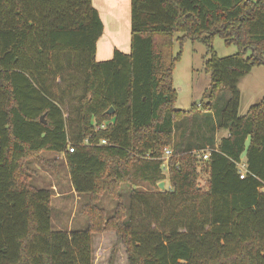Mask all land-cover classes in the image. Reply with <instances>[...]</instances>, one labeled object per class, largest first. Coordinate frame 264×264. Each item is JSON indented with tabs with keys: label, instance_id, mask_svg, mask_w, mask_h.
Returning a JSON list of instances; mask_svg holds the SVG:
<instances>
[{
	"label": "trees",
	"instance_id": "16d2710c",
	"mask_svg": "<svg viewBox=\"0 0 264 264\" xmlns=\"http://www.w3.org/2000/svg\"><path fill=\"white\" fill-rule=\"evenodd\" d=\"M102 34L91 0H0V264H93L103 232L120 237L128 264H264V96L240 116L237 87L263 64L264 0H130V52L97 62ZM215 37L237 53L219 57ZM175 41L206 48L199 107L228 96L217 123L227 136L206 160L174 145L195 109L174 106ZM42 154L63 155L74 192L89 196L84 229H52L51 190L28 169L48 165ZM105 194L111 216L97 206Z\"/></svg>",
	"mask_w": 264,
	"mask_h": 264
},
{
	"label": "rangeland",
	"instance_id": "374dc122",
	"mask_svg": "<svg viewBox=\"0 0 264 264\" xmlns=\"http://www.w3.org/2000/svg\"><path fill=\"white\" fill-rule=\"evenodd\" d=\"M112 32L106 31L105 37L111 43H106V47L123 44L127 47L130 31L125 28L120 37L114 36ZM123 39V42H120ZM115 40L117 41L116 43ZM102 44V43H100ZM105 46V43L103 44ZM118 46V45H117ZM213 49L219 57H227L237 53V47L226 46L222 39L215 37ZM173 52L180 54V59L176 63L173 71V85L177 91L176 109L191 112L186 118L174 125V145L180 150H191L194 153H202L206 146H212L223 135L224 131L217 130L221 109L228 98L226 93L217 96L215 102L208 110H204L199 105L204 102L203 94L209 84V76L204 72L203 57L206 48L200 42L185 41L182 46L178 42L173 44ZM107 53V52H106ZM245 57L250 56L247 51ZM240 93V103L238 113L240 116L246 114L248 108L260 101L264 96V58L263 64L255 67L251 72L238 83ZM81 94L78 89L74 96ZM69 107L76 105L67 99ZM64 110L68 106H62ZM71 114V113H70ZM74 117V116H72ZM43 159L48 164L41 165L36 161L28 164L31 176V185L37 189L51 190V223L53 230L71 231L84 229L86 227V217L82 214V207L88 202L89 196L78 195L72 191L69 181L67 166L63 155L42 154ZM199 165V182L203 185L206 174ZM164 187L168 188V180H165ZM149 189V186H145ZM123 203H128V191L130 186H121ZM116 201L107 194L103 195L97 206L103 209L107 216H111L116 208ZM93 264H128L127 254L120 237L113 232H103L94 234L92 237Z\"/></svg>",
	"mask_w": 264,
	"mask_h": 264
},
{
	"label": "crops",
	"instance_id": "0c3cea01",
	"mask_svg": "<svg viewBox=\"0 0 264 264\" xmlns=\"http://www.w3.org/2000/svg\"><path fill=\"white\" fill-rule=\"evenodd\" d=\"M92 6L98 12L100 20L103 24V34L101 38L97 41L96 44V54L95 59L97 62L110 60L113 56L114 50H118L122 53L128 54L130 52V37L127 44V47L123 44L112 45L106 47V43H111L108 41L107 37H105L106 31L116 33L117 37H120V33L126 28H129L130 31V0H91ZM117 41L115 40L116 43ZM120 42H123V39H120ZM102 43V44H100ZM105 43V46L103 45ZM107 52V53H106ZM227 136V132L224 131L223 135L220 137ZM219 138V139H220ZM205 151L202 152V154ZM194 153V152H193ZM199 154V153H198ZM54 156H57L53 154ZM238 169L246 170V159L242 158L240 164L238 165ZM72 188V187H71ZM74 192V189L72 188Z\"/></svg>",
	"mask_w": 264,
	"mask_h": 264
},
{
	"label": "built area",
	"instance_id": "2783aa9c",
	"mask_svg": "<svg viewBox=\"0 0 264 264\" xmlns=\"http://www.w3.org/2000/svg\"><path fill=\"white\" fill-rule=\"evenodd\" d=\"M85 143H86V142H85ZM100 144H101V145H105L106 142H105V141H101ZM67 151H68V153H73V151H74V146L69 145V146L67 147ZM209 153H210V149H209V148H206L205 152H204L203 155H202V159H203V160H206V159L208 158ZM163 154H164V156H163L164 169H166V163H167V161H168V158L171 156L172 151H171V149H164ZM245 173H246V170H245V169H244V170L239 169V178H240V179H243V177L245 176Z\"/></svg>",
	"mask_w": 264,
	"mask_h": 264
},
{
	"label": "water",
	"instance_id": "95a60500",
	"mask_svg": "<svg viewBox=\"0 0 264 264\" xmlns=\"http://www.w3.org/2000/svg\"><path fill=\"white\" fill-rule=\"evenodd\" d=\"M112 112H113V110L109 109L107 114H111ZM43 119H44V117L42 116L40 120L44 123ZM164 184H165L164 182L159 183L158 187H159L160 191H163L165 189Z\"/></svg>",
	"mask_w": 264,
	"mask_h": 264
}]
</instances>
